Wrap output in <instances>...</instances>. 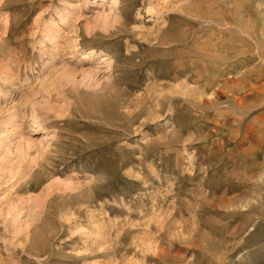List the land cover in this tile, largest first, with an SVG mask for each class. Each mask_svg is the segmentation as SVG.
Masks as SVG:
<instances>
[{"label":"rangeland","instance_id":"1","mask_svg":"<svg viewBox=\"0 0 264 264\" xmlns=\"http://www.w3.org/2000/svg\"><path fill=\"white\" fill-rule=\"evenodd\" d=\"M0 264H264V0H0Z\"/></svg>","mask_w":264,"mask_h":264},{"label":"bare ground","instance_id":"2","mask_svg":"<svg viewBox=\"0 0 264 264\" xmlns=\"http://www.w3.org/2000/svg\"><path fill=\"white\" fill-rule=\"evenodd\" d=\"M235 1V0H234ZM115 3V2H114ZM113 4V3H112ZM236 5V4H235ZM238 7V6H237ZM237 7H234L233 6V8H234V10H233V12H232V14L234 15V16H236L237 14H238V8ZM246 19V18H245ZM220 20H222L224 23H226L227 24V22H226V19H225V17L224 18H220ZM245 22V21H244ZM247 22V21H246ZM230 24V23H229ZM247 24V23H246ZM244 25V24H243ZM247 25H249V24H247ZM230 48V47H229ZM237 48L239 49V47L237 46ZM231 49V48H230ZM228 51H226L225 53H224V55H228ZM233 56V55H232ZM228 61V60H227ZM230 65H231V63H230ZM228 67V66H227ZM231 69H232V67H231Z\"/></svg>","mask_w":264,"mask_h":264}]
</instances>
